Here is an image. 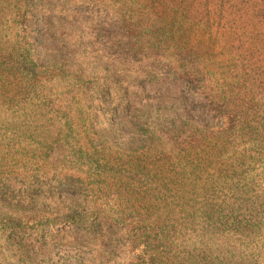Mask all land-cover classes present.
Returning <instances> with one entry per match:
<instances>
[{
    "label": "trees",
    "instance_id": "1",
    "mask_svg": "<svg viewBox=\"0 0 264 264\" xmlns=\"http://www.w3.org/2000/svg\"><path fill=\"white\" fill-rule=\"evenodd\" d=\"M11 1L14 31H0V86L19 98L12 110L35 121L57 103L49 99L46 81L61 72L35 58L30 35L40 10L49 20L59 9L69 25L100 16L120 40L109 54L121 65L108 75L113 85L77 74L65 92L80 125L69 112H52L65 122L61 140L69 146L84 139L87 147L83 151L79 143L72 150L75 161L65 173L26 166L25 188L40 195L49 182L61 180L77 189L74 211L63 221L95 245L124 252L126 264H264V0H216L219 10L231 3L247 16L237 27L225 22L229 38L237 39L235 49L208 21L207 0L199 3L200 12L197 0ZM88 94L123 120L125 130L134 129L136 148L106 154L91 144L95 133L86 128L81 105ZM157 100L172 103L171 116L157 120L141 109ZM95 111L88 107L90 120ZM192 111L202 122L189 117ZM99 137V144L106 142ZM31 138L29 156L48 162L53 147ZM3 173L0 181L10 182V173ZM96 189L109 193L97 196Z\"/></svg>",
    "mask_w": 264,
    "mask_h": 264
},
{
    "label": "rangeland",
    "instance_id": "2",
    "mask_svg": "<svg viewBox=\"0 0 264 264\" xmlns=\"http://www.w3.org/2000/svg\"><path fill=\"white\" fill-rule=\"evenodd\" d=\"M10 1H4L1 7L0 31L3 27L9 28V32L14 31V9ZM202 2L204 0H197L195 4L194 9L198 12L204 11L199 10V3ZM207 2L208 21L219 28V35L225 45L235 49L237 39L234 34L231 36L233 39L229 38L228 23L225 22L231 20L233 27L240 26L247 20L244 9L240 5L234 6L236 10L231 9V3H226L220 7L223 17H218L220 10L217 1ZM58 11L59 9L46 20L42 15H47L48 11L40 10L38 17L32 20L30 35L38 63L61 69L56 77L46 81L49 99L57 100L50 114L39 118V121L26 117L22 114L23 111L16 114L12 106L19 98L14 96L15 92L11 88L0 86V172L11 175H5L10 182L0 181V264H126L124 252L110 246L111 244L95 245L96 241L77 235V229L63 221L74 211L77 189L70 190V187L62 185L63 181L54 180L42 188L45 193L35 195L23 183L26 166L39 165L51 173H65L75 161L76 152L72 150H77L79 143L82 150L87 147L84 139L81 142L73 140L69 146L66 145L61 140L65 133L64 119L57 113H52L59 109L69 112L73 120L75 119V124H79L76 108L72 107L70 100L72 95L65 93L72 89L70 86L75 83L77 74L84 78H99L101 83L108 81L113 85L108 75L121 67L119 63L117 67L109 57L112 52L111 45L120 43L117 36H112L116 32L111 23L100 16L92 15L87 20L80 18L74 25H69L61 16L59 18ZM195 14L191 10L190 16ZM11 99L13 102L9 101ZM81 100L84 117L88 120L85 123L86 128L90 133H95L90 140L91 144L97 145L106 154H113L115 149L136 148L139 138L134 129L125 130L124 121L113 119L105 109L98 106V102L90 94L81 96ZM92 106L96 111L90 120L87 112L88 107ZM141 109L149 111L155 119L160 120L171 116L172 103L162 104L157 100V105L150 103L148 108ZM189 117L195 122H202L196 111L190 112ZM76 131L81 133L82 129L77 127ZM101 135L106 139L103 144L98 143ZM31 136L38 137L53 147L48 162H43L39 157L33 159L27 153L35 147ZM77 139L80 141L81 137L78 136ZM106 160L109 167H113L115 160L110 156ZM104 193L109 191L95 190L97 196H103ZM86 195L88 193L84 194ZM45 218H51L55 222L44 223ZM21 240L26 243L25 247L19 245Z\"/></svg>",
    "mask_w": 264,
    "mask_h": 264
}]
</instances>
